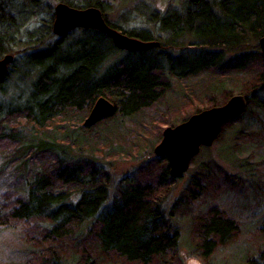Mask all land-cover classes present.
I'll use <instances>...</instances> for the list:
<instances>
[{
	"label": "trees",
	"instance_id": "obj_1",
	"mask_svg": "<svg viewBox=\"0 0 264 264\" xmlns=\"http://www.w3.org/2000/svg\"><path fill=\"white\" fill-rule=\"evenodd\" d=\"M60 1L79 9L98 7L106 17L107 0ZM179 3L163 13L141 3L151 29L126 28L107 19L128 36L160 42L150 50L126 52L127 58L107 68L112 57L125 52L109 35L79 28L57 36L49 0H0V59L15 57L0 80V228H21L29 245L25 250L0 246L4 264H186L181 233L172 221L184 202L180 198L170 210L164 206L167 190L178 179L170 175L167 159L155 155L113 192L109 171L97 157L82 154L84 148L102 153L98 143L109 146L110 156L117 148L123 154L128 143L138 148L148 125L136 120L128 127L123 120L146 116V111L158 116V106L172 93V78L192 82L212 76L221 88L214 93L207 89L204 106L194 113L225 104L238 89L248 98L247 109L225 124L218 139L239 123L234 144L224 148L230 156L246 144L263 146L259 40L264 36V0ZM124 17L130 20L128 14ZM185 52L194 55L183 58ZM101 96L115 105V112L91 127L77 126ZM159 118L164 125L171 123L164 114ZM118 123L123 128L113 136L111 126ZM192 163L197 164V156ZM260 163L264 168V160ZM197 168L185 200L208 202L206 211L192 216L191 234L193 249L209 260L246 234L249 221L240 224L214 202L237 190L240 178L212 162ZM245 197L243 207L251 208L247 192ZM254 230L260 246L255 253L245 251L244 264H264V223Z\"/></svg>",
	"mask_w": 264,
	"mask_h": 264
},
{
	"label": "rangeland",
	"instance_id": "obj_2",
	"mask_svg": "<svg viewBox=\"0 0 264 264\" xmlns=\"http://www.w3.org/2000/svg\"><path fill=\"white\" fill-rule=\"evenodd\" d=\"M49 2L54 9L61 1L49 0ZM143 2L147 6L149 4L152 8L159 10L162 13L166 12L169 8L180 5L179 0H107L108 8H105L106 19L111 22H120L119 24L126 28L138 27L151 29L152 27L150 23L146 21L145 17L142 16V13L140 12L141 10H139V5ZM144 9L145 8L143 7L142 10L144 11ZM127 14L130 16V20L126 22L124 16H127ZM193 55V53L185 52L183 58H189ZM230 55L233 54L229 53L228 56ZM127 56L129 55L126 52H118L110 59L107 68H110V65L117 60H124ZM134 57L140 58L141 56L136 54ZM188 82L189 81L186 80L182 81L177 78H172V93L169 95V98L165 103L158 106V116L155 112L150 113L149 111H146V116L140 114L139 117H133L125 121L123 120L125 126L128 127L134 125L133 122L136 120H142L143 123L146 122L148 125V129L146 130L148 131V134L146 137L140 139L141 141L138 144V148L131 146L128 143L125 144L127 149L125 148L126 151L123 152V154H120V149L117 148L116 151L111 153L113 154L112 156H110V153L108 152V149H110L109 146H103L104 144L100 143L96 144V146H98L99 149H102L103 154L101 152L91 153L87 148L82 149V154L85 156H90L92 154L94 157H97L98 164L109 171L112 180L111 189L112 191L114 190L113 192L116 191L120 182L128 179L129 176L133 175L140 167L142 168L147 165L148 161L150 162L156 157L154 154V148L161 141L160 133L166 127L175 126L181 123L182 120H187L191 115L195 114V109L198 107L202 109L204 106L202 98L205 94L209 95L211 89L214 93L221 88L219 87L220 84L215 82V77L213 76L212 78L204 77L199 80L193 79L189 84ZM215 87L217 89L214 90ZM239 92L240 90L236 89L234 95L240 94ZM163 114L165 119L171 123L166 125L162 124L163 119L159 118V115L161 116ZM87 116H85L81 122L77 123V121L76 125H82ZM179 118L183 119L177 124L172 123L175 119ZM246 122L249 123V119L246 120ZM123 123L111 126V133L113 136L121 132L120 127H122ZM240 127L241 124H235L232 128L227 129L223 138L216 140L211 147H202L197 156V164L192 163L188 172L178 178L177 181L167 190L166 200L164 201V206L167 209H172L173 205L180 198L184 202V205L175 209L174 219L172 221L176 224V227L181 233L179 248L186 264H244L242 259L246 255L245 251L250 249L255 253L260 246V240H256L255 238L256 231L254 230V227H257L258 225L260 226L261 223H264L262 219L260 223V216H264V168L263 164L260 163L264 160V144L263 146L246 144L238 150H233L235 155L231 153L232 158L229 155L228 150L226 151L224 148H228L230 143L234 144L233 136ZM99 131L104 132L105 129L101 128ZM70 133L74 136L73 131H70ZM80 138L82 139V137ZM114 145L115 143L113 145L111 144V146ZM222 149L225 151L222 152ZM116 153H119L120 155L116 156ZM201 162H212L213 164H217L229 174L237 175L240 178L242 185L237 189L239 192L237 190H230L228 193H224L222 196L214 200V202L218 206L222 205V209L231 211L234 216L237 217L240 224L249 221L245 227L246 234H241L232 246L221 248L209 260H204V258L193 249L191 234L192 216L200 211H206L209 207L208 202L205 198H201L194 203H188L185 200L191 179L199 170L197 167ZM246 165H253L256 170L253 169L252 171L250 167L246 169ZM252 172L253 175H251ZM245 192L250 195L248 202L249 205H252L251 208L248 206L243 207L245 199L248 198V196L247 198L245 197ZM20 230L22 229L1 227L0 239L2 241L0 240V246L15 250H25L29 248V245L22 239ZM4 251L5 250H0V264H4L3 261H6V256H4L6 254L3 253ZM9 262H11V260H9Z\"/></svg>",
	"mask_w": 264,
	"mask_h": 264
},
{
	"label": "water",
	"instance_id": "obj_3",
	"mask_svg": "<svg viewBox=\"0 0 264 264\" xmlns=\"http://www.w3.org/2000/svg\"><path fill=\"white\" fill-rule=\"evenodd\" d=\"M190 1L196 4L201 0ZM54 12L53 32L57 36L79 28L95 29L109 35L121 50L146 51L160 46L159 41H143L113 28L98 7L79 9L60 2L55 6ZM259 46L264 56V36L259 40ZM14 58V55L7 54L0 59V80L6 75ZM247 105L246 96L233 95L225 104L203 109L175 126L166 127L161 141L154 148V154L167 159L172 177H182L188 172L202 147H211L221 135L225 124L233 118L243 116ZM115 109V105L108 98L101 96L83 125L91 127L112 115Z\"/></svg>",
	"mask_w": 264,
	"mask_h": 264
},
{
	"label": "flooded vegetation",
	"instance_id": "obj_4",
	"mask_svg": "<svg viewBox=\"0 0 264 264\" xmlns=\"http://www.w3.org/2000/svg\"><path fill=\"white\" fill-rule=\"evenodd\" d=\"M122 51H125V50H122ZM125 52H129V51H125Z\"/></svg>",
	"mask_w": 264,
	"mask_h": 264
},
{
	"label": "bare ground",
	"instance_id": "obj_5",
	"mask_svg": "<svg viewBox=\"0 0 264 264\" xmlns=\"http://www.w3.org/2000/svg\"><path fill=\"white\" fill-rule=\"evenodd\" d=\"M198 155H199V154H198ZM198 155H197V156H198Z\"/></svg>",
	"mask_w": 264,
	"mask_h": 264
}]
</instances>
